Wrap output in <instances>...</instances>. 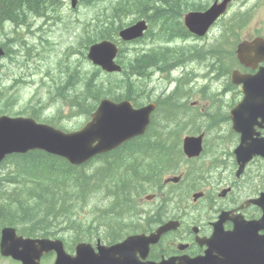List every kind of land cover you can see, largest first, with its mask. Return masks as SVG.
<instances>
[{"label":"trees","instance_id":"16d2710c","mask_svg":"<svg viewBox=\"0 0 264 264\" xmlns=\"http://www.w3.org/2000/svg\"><path fill=\"white\" fill-rule=\"evenodd\" d=\"M144 1L127 0L123 3L124 8H116L115 17L110 19L108 14L100 26L114 24L119 19L122 21L110 33L99 32L100 35L95 36L93 42L115 40L119 30L128 24L125 17L139 10L143 12L139 15L147 18L151 25L161 26L165 23L163 20H175L179 29L174 31L178 33L181 29L185 33L181 23L182 14L178 16L182 2L155 0L161 2L165 9L152 6L156 12L153 20L150 13L145 11L152 8H148L151 1ZM48 3L49 0H0V28L9 22L24 23L28 19L27 13L41 14L43 9H48ZM169 27L171 30L174 28L172 25ZM93 42L89 41L86 45ZM178 51L181 50L156 49L150 54H137L127 60H124L122 51L120 56L124 71L120 76L112 75L107 80H100L97 70L91 74L87 72L84 78L79 73L72 77V72L68 70V76L60 80L54 90L65 103L77 108L80 115L85 117H89L99 101L107 96L116 100L130 99L139 104L138 98L143 96L145 90L141 87L146 82L142 77L146 69L151 66L170 71L175 65L171 60L178 56ZM8 54L6 51V57H9ZM181 55L184 56L183 53ZM2 90L0 100L8 99V89ZM92 96H95V100H91ZM181 96L178 94L172 99L159 101L160 107H163L154 115L145 136L127 142L121 148L83 166H72L62 158L41 151L9 157L0 168V231L4 226H14L25 236L46 237L55 236L65 226L75 233L72 239L78 240L89 234L87 227L90 228V225L77 220L79 216H85L83 210L86 208L137 205L138 197L151 191L164 176L181 168L184 131L178 126L167 128L173 120L180 121V115L184 114L185 110L177 101ZM6 106L9 105L6 103ZM5 109L9 108L0 107V114L6 113ZM92 215L96 213L89 212L88 218Z\"/></svg>","mask_w":264,"mask_h":264},{"label":"flooded vegetation","instance_id":"af4514ba","mask_svg":"<svg viewBox=\"0 0 264 264\" xmlns=\"http://www.w3.org/2000/svg\"><path fill=\"white\" fill-rule=\"evenodd\" d=\"M197 1H206L201 6H210L217 0ZM241 3L243 6L263 5L264 0H233L229 8ZM232 20L237 22L234 17L229 22ZM217 25L221 30L214 38L209 39L210 34L203 39L191 36L190 41L208 52H213L215 46L232 47L236 52L240 44V31L232 29L226 22L220 21ZM256 39L264 40V30H253L244 41L253 42ZM263 56L262 52L253 48L250 66L241 64L237 59L236 69L241 74L255 75L264 68ZM242 98L243 95L239 94L234 106L239 105ZM257 131L264 137V125L263 128L258 127ZM261 167L264 168V162L256 158L241 175L236 173L235 167V170L217 176L208 183L207 190L198 199H185L182 192L178 194V199L177 193L160 191L153 206L132 209L139 213L136 222L120 219L107 225L105 244L108 246L121 243L131 236L138 237L123 251L125 253L119 252L111 259H116V264H129L130 260L137 264H252L257 254L264 256V229H257L253 224L252 230H247L246 225L237 220L252 221L263 213L259 204L252 203L253 199L264 193V175L262 171L258 174ZM222 215H226L227 220L219 222ZM115 217L111 216L110 219ZM258 239L261 242L256 247ZM72 247L65 246L68 254L75 256V247ZM93 249L99 253L98 245H93ZM94 257L107 261L109 256L94 254ZM56 260L55 251H44L39 264H55ZM106 261L98 264H107Z\"/></svg>","mask_w":264,"mask_h":264},{"label":"rangeland","instance_id":"374dc122","mask_svg":"<svg viewBox=\"0 0 264 264\" xmlns=\"http://www.w3.org/2000/svg\"><path fill=\"white\" fill-rule=\"evenodd\" d=\"M70 1L49 0L48 9H43L41 14L27 13L28 19L24 23L9 22L4 24L3 28H0V44H4L6 50L9 51V57H5L0 62V92H3L2 88L8 89L7 95L9 97L8 99L0 100V107L9 108L8 110L11 115H28L33 112V109H37V113L41 114L38 115L42 119L50 120L66 129L73 130L80 127L86 121L87 117L80 115L77 108H72L68 103L60 100L62 97L55 92L54 88L60 80L68 76V70L72 72V77L78 76L79 73L83 78L85 75L82 73L81 67L85 68L89 74H91L90 71H96L92 63L86 58V53L85 55L83 53L85 50L83 41L86 38L94 39L92 36L104 31V29L100 28V25H90V22L102 23V21H106L108 14L110 15V19L115 17L118 9L124 8L123 3L127 0H123L122 2L121 0H86L84 2L83 0H79L76 10L71 8ZM116 1L118 2L117 6L108 9L106 12V9ZM188 1L181 0L182 4H189L186 9L199 6L206 2L197 0ZM190 1H193V3ZM173 2H176V0ZM158 4V1L152 0L148 4V8ZM116 8L118 9L116 10ZM150 10L149 13L151 12ZM136 13L141 14L143 12L139 10ZM236 14H238V17L242 14L245 15L241 21L239 20L240 26L242 23L243 25L241 26L242 29L240 30L238 40L249 38L255 29L264 30V4L246 7L235 5L231 8L229 15L235 16ZM134 17L135 15L131 14L129 17H125L124 20L129 22ZM119 20L122 21V19ZM117 21L114 22V27L118 23ZM220 30V25L216 26L211 31L209 39L218 35ZM110 31L108 30L107 33ZM80 39L82 43L79 44ZM19 41H23L25 44H20ZM181 41L185 45L184 48L196 47L198 48V52L200 50L206 51L190 40ZM181 44L180 42L174 43L173 45ZM149 45H153L149 39L141 44L128 45L125 56H129L127 58L134 57L141 49ZM69 46L74 47L68 49ZM156 49L163 48L156 45ZM181 52L182 50L178 51V56L171 60L173 64L177 62ZM183 52L185 53L186 50H183ZM212 57L214 58V55ZM179 62L187 63V60L183 59ZM207 63L209 61L204 60L201 63L195 64L194 74L196 75L194 79L190 78L185 71L188 63L181 67L178 75L174 77H171L168 73L162 75L159 73V70L153 71L151 78L146 79L145 85L141 87L145 89L143 96L147 92H150L152 96L161 95L164 86H168L171 90H174L178 84V79L181 77L180 82L185 83L186 89L198 90L200 86L208 85L204 94L216 95L214 100L217 101V106L222 108L224 100L230 99L231 95L223 98L222 95L218 94L220 93L218 89H222L226 83L224 78L220 81L215 79L213 82L205 79L204 71L208 67ZM200 74L203 75L202 79L198 78ZM23 80L27 82L23 83ZM100 80H107V77L100 73ZM6 103L9 105L8 107ZM37 105L43 106L42 112L38 111L39 107ZM216 110L217 108L211 109L212 112ZM226 126V123H223L220 125V128L210 132L213 135L221 132L225 133ZM207 145L211 147L212 142L208 141ZM220 150L221 148L214 150L208 156L205 155L204 157L211 158L219 154ZM218 173L221 176L228 173V171L222 168ZM151 205L147 204L146 206ZM0 264L13 263L10 260L9 262L2 260L0 257Z\"/></svg>","mask_w":264,"mask_h":264},{"label":"water","instance_id":"95a60500","mask_svg":"<svg viewBox=\"0 0 264 264\" xmlns=\"http://www.w3.org/2000/svg\"><path fill=\"white\" fill-rule=\"evenodd\" d=\"M77 0H73V6ZM226 2L222 5H215L205 13H191L186 16V26L194 33L204 35L210 25L224 12ZM147 29L145 21H140L135 25L124 28L120 36L125 41H131L143 36ZM256 42L255 44H257ZM251 44H242L239 48V57L244 59L248 53ZM118 53L117 46L114 43L104 41L95 44L90 48L89 59L96 65L102 67L107 72H120L121 66L116 64L114 59ZM4 51L0 48V57ZM236 78L234 74L233 79ZM238 82L244 83V92L248 96L246 102L250 105L249 99L252 94H264V70L256 76L240 77ZM155 105L150 104L146 107L135 109L129 101L114 103L108 99L101 101L100 106L93 114L92 120L81 130L73 133H64L51 126L37 123L32 118H10L0 117V163L9 154L26 153L30 150H44L49 153L61 156L67 159L73 165L85 163L97 154L110 151L121 143L133 137L145 133L149 123L151 113ZM234 119V128L240 129L244 134L247 131L242 129V120L252 121V115L244 114L234 110L232 112ZM245 122V121H244ZM246 124V123H245ZM184 150L188 156L199 155L201 151V139H186ZM260 152L256 148L253 153ZM239 155H251L252 148L241 147L237 151ZM240 160L247 161L246 157H239ZM264 209V205H262ZM264 229V215L259 221L252 222L257 229ZM51 245H59L60 242H51L49 240H32L18 236L14 228H5L2 231L0 248L5 256H13L15 259L23 261L26 264L33 262L41 249ZM88 246L81 244L77 247V254L80 258V264H98L105 262V259H94L85 262L90 258L92 251H87ZM62 250V249H61ZM112 250V249H111ZM77 263L76 260H72ZM71 263V264H73ZM264 264V262H260Z\"/></svg>","mask_w":264,"mask_h":264},{"label":"bare ground","instance_id":"6f19581e","mask_svg":"<svg viewBox=\"0 0 264 264\" xmlns=\"http://www.w3.org/2000/svg\"><path fill=\"white\" fill-rule=\"evenodd\" d=\"M84 1H86V0H83V2ZM150 1H152V0H150ZM176 1H181V0H176ZM121 2H122V0H121ZM117 4H118V2L116 1V2H114V3H112L111 4V6L110 7H108L107 9H106V12H107V10L108 9H112V8H114V7H116L117 6ZM88 5H90V4H88ZM183 6L181 7V9H180V11L178 12V16L180 17V15L186 10V7L189 5L188 3H184V4H182ZM160 8H164V6L163 7H160ZM165 9V8H164ZM151 12H150V15L152 16V18H153V16H154V14L156 13L155 12V10H153V7L151 8V10H150ZM142 14V13H141ZM136 17H138L139 16V14H137V13H135L134 14ZM109 17H110V15H109ZM49 19H51V18H49ZM34 20V19H33ZM153 20H155L154 18H153ZM119 21H121V20H118L117 22H119ZM167 25H165V23L164 24H162L161 26H159V24H153L152 25V32H153V34L154 35H156L158 38H159V44H163V43H165L164 45H166V46H172L174 43H177L178 42V40L180 39V40H184V41H187V40H190V38L185 34V33H183V32H181V29L179 30V32L177 33V31H174V30H177V29H179L178 27H179V25L176 27V23H175V20H172V22H169V21H166V20H163ZM33 22V21H32ZM118 24V23H117ZM116 24V25H117ZM90 25H100V23H98V22H90ZM170 25H172L174 28H172L173 30H171V29H169L170 27ZM165 26V34L163 35V27ZM104 27H105V29H104ZM100 28H102V29H104L105 30V32L103 31L102 33H100V34H105V33H107V31L108 30H113V28H114V24H111V25H107V24H104V25H102V26H100ZM83 31V30H82ZM110 31V32H111ZM109 32V33H110ZM83 33H84V31H83ZM84 34H86V33H84ZM100 34H98V33H96L95 35H93L92 37H94V39L96 38L95 36H98V35H100ZM166 36H167V39H166ZM13 37V36H12ZM89 41H91V42H93V39H89V38H86L84 41H83V44L85 45V49H86V47H87V43L89 42ZM19 43L20 44H25L23 41H19ZM80 43H82V41H81V39H80V41H79V44ZM4 45V44H3ZM5 46V45H4ZM74 46H69L68 47V49H72ZM185 50H186V54L184 55L185 57H188V58H186V60H187V63H181V62H179L180 60H178L177 61V63H176V65H181V66H184L185 64H187V66H186V68H187V71H188V76L190 77V78H192V79H194V77H195V75L196 74H194L195 73V64L197 63H201L202 61H204V60H206V61H209V63H207V65L209 66L210 65V63L211 62H213V61H215L214 62V65H213V67L215 68V69H217V70H219L220 69V64H219V62L216 60V58H215V56H214V58L212 57L213 56V54L211 53V52H208V51H204V50H200L199 52H198V48H196V47H192V48H185ZM8 51V50H7ZM9 52V51H8ZM84 53V52H83ZM127 53V49L126 48H124V50H123V57L124 58H127L128 56H125V54ZM9 55V54H8ZM179 62V63H178ZM190 68V69H189ZM81 70H82V73L86 76V74H87V72H86V69L85 68H82L81 67ZM84 70V71H83ZM155 70H159V69H156V68H154V67H151V66H149L147 69H146V74L145 75H142V77H143V79H150L151 78V74H152V72L153 71H155ZM160 71V70H159ZM199 77H202L201 76V74H200V76ZM198 77V78H199ZM182 96H183V94H181ZM159 96H163V97H165V98H167V91L165 90V89H162V94L161 95H159ZM91 97V96H90ZM60 100H62V99H60ZM91 100H95V96L93 97L92 96V98H91ZM95 102V101H94ZM39 108H38V111H43V106L42 105H37ZM33 111H35V112H37V109H33ZM39 115H41L40 113H38ZM220 115L221 116H223V114H221L220 113ZM223 118L225 119V117L223 116ZM227 126H226V128H228V124H226ZM225 128V129H226ZM225 134H226V132L225 133H223V132H221V133H219V134H215L214 135V139H215V148L213 149V150H211V151H207V156H208V154H210V153H212V151H214V150H218L219 148H221V146H220V143H221V139H222V137L223 136H225ZM205 178V176L204 175H202L200 172H199V169L198 168H196V167H194L193 169H192V171H191V180L194 182V181H200V180H202V179H204Z\"/></svg>","mask_w":264,"mask_h":264}]
</instances>
